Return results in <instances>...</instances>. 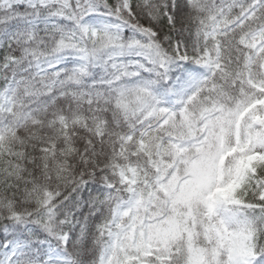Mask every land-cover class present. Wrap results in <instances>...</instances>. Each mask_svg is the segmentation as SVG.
<instances>
[{
    "label": "snow or ice",
    "instance_id": "obj_1",
    "mask_svg": "<svg viewBox=\"0 0 264 264\" xmlns=\"http://www.w3.org/2000/svg\"><path fill=\"white\" fill-rule=\"evenodd\" d=\"M0 264H264V0H0Z\"/></svg>",
    "mask_w": 264,
    "mask_h": 264
}]
</instances>
